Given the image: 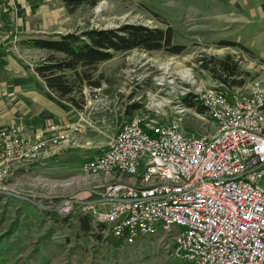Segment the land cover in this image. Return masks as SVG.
I'll return each mask as SVG.
<instances>
[{
  "label": "rangeland",
  "instance_id": "1",
  "mask_svg": "<svg viewBox=\"0 0 264 264\" xmlns=\"http://www.w3.org/2000/svg\"><path fill=\"white\" fill-rule=\"evenodd\" d=\"M212 8L208 0H100L96 6L83 4L69 12L64 0H0L2 58L28 65L31 71L46 52L26 47L19 40L38 32L115 28L124 23L170 25L174 44L185 46L177 54L136 48L118 52L98 65L95 76L103 77L101 87L85 88L86 104L69 122L74 126L80 121L86 128L64 141L71 143L65 153L14 170L9 188L0 192V264H187L174 254L172 237L162 230L130 244L115 238L107 225L92 217L90 229H86L83 217H90L88 213L67 216L79 210L81 201H99L96 190L105 183L81 169L86 160L83 150L97 155L135 115L161 122L177 120L186 136L214 134L216 123L206 108L199 111L202 93L210 88L232 93L246 89L260 75L264 29L257 25L251 29V41H246L244 26L219 27ZM7 27L16 33L9 39ZM227 57L229 63L238 64L239 74L228 76L218 66L217 60ZM220 76L244 83L229 85ZM190 93L199 95L196 106L184 99ZM5 115L8 112L0 114ZM259 184L264 188V178ZM19 195L58 210L38 208ZM65 200L66 205L60 207Z\"/></svg>",
  "mask_w": 264,
  "mask_h": 264
},
{
  "label": "built area",
  "instance_id": "2",
  "mask_svg": "<svg viewBox=\"0 0 264 264\" xmlns=\"http://www.w3.org/2000/svg\"><path fill=\"white\" fill-rule=\"evenodd\" d=\"M259 73L246 89L202 93L214 134L186 136L177 120L133 116L82 164L105 183L99 201H82L79 212L130 244L162 230L187 264H264V63ZM85 128L53 124L52 136L35 139L18 127L1 129L0 189L15 169Z\"/></svg>",
  "mask_w": 264,
  "mask_h": 264
},
{
  "label": "trees",
  "instance_id": "3",
  "mask_svg": "<svg viewBox=\"0 0 264 264\" xmlns=\"http://www.w3.org/2000/svg\"><path fill=\"white\" fill-rule=\"evenodd\" d=\"M100 0H64L69 12L83 4L96 6ZM9 31V39L16 33ZM173 28L151 27L139 23H124L115 28H90L75 30L67 33H35L19 40V43L29 48L41 49L46 56L35 64V70L44 80L48 88L61 100L69 102L82 110L86 104L85 88H99L102 85V76L96 77L98 65L112 59L118 52L132 49H145L147 51L166 50L170 53H180L184 45L174 44ZM0 51V68L5 64ZM227 59H218L217 64L228 76L240 73L237 63H229ZM229 85H243L244 80H229L220 76ZM194 97V99L192 98ZM197 98V99H196ZM187 104L196 106L197 94H188L184 97ZM196 99V100H195ZM138 106V105H135ZM134 106V107H135ZM199 111L204 112L205 106H199ZM55 218H63L54 211H46ZM68 215L71 217L79 214L76 210ZM84 218V226L90 229L91 216Z\"/></svg>",
  "mask_w": 264,
  "mask_h": 264
},
{
  "label": "crops",
  "instance_id": "4",
  "mask_svg": "<svg viewBox=\"0 0 264 264\" xmlns=\"http://www.w3.org/2000/svg\"><path fill=\"white\" fill-rule=\"evenodd\" d=\"M208 1L213 4L211 14L216 17L215 21L219 27L229 29L234 26L238 27V25L244 26L243 34H247V37L244 36L246 41L251 39V29L257 28L259 24L261 30L264 29V0ZM4 59L5 64L0 68V114L8 112V115L0 116V130L19 127L29 138H48L53 133L50 126L53 124L58 127L66 126L70 121L72 122L77 118L78 109L72 106L71 103L59 99L48 88L35 70L36 63L31 71L28 65L16 63V61L10 62L6 57ZM65 142L59 147H53L50 156L35 164L45 163L53 155H59L61 152L65 153L67 147L71 146V143ZM104 150L102 149L96 153L99 154ZM83 152L86 153V156H84L85 161L96 156L91 151L83 150ZM88 152L91 153L88 154ZM1 156L2 146L0 143ZM85 161L81 163V169ZM27 167H19L15 171Z\"/></svg>",
  "mask_w": 264,
  "mask_h": 264
},
{
  "label": "water",
  "instance_id": "5",
  "mask_svg": "<svg viewBox=\"0 0 264 264\" xmlns=\"http://www.w3.org/2000/svg\"><path fill=\"white\" fill-rule=\"evenodd\" d=\"M0 192H6L5 190H0ZM21 198L23 199H26L28 201H30L32 204L36 205L38 208H41V209H50V210H55L57 211L58 209L57 208H51L47 205H45L44 203L40 202L39 200L37 199H33V198H30L26 195H19ZM67 201H63V203L60 205V207H63L65 205ZM84 202H87V203H95L96 201H84Z\"/></svg>",
  "mask_w": 264,
  "mask_h": 264
}]
</instances>
